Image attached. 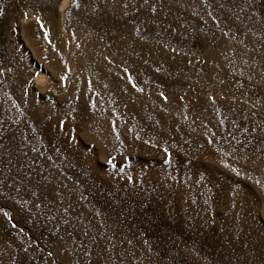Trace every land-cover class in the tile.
Segmentation results:
<instances>
[{"label": "rangeland", "instance_id": "1", "mask_svg": "<svg viewBox=\"0 0 264 264\" xmlns=\"http://www.w3.org/2000/svg\"><path fill=\"white\" fill-rule=\"evenodd\" d=\"M0 264H264V0H0Z\"/></svg>", "mask_w": 264, "mask_h": 264}]
</instances>
